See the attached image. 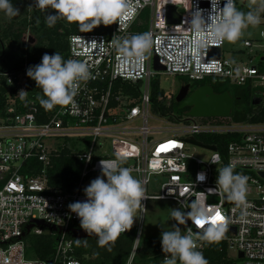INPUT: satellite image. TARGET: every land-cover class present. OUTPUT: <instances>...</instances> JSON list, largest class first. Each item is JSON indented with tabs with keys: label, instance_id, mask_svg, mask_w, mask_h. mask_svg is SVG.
<instances>
[{
	"label": "built area",
	"instance_id": "1",
	"mask_svg": "<svg viewBox=\"0 0 264 264\" xmlns=\"http://www.w3.org/2000/svg\"><path fill=\"white\" fill-rule=\"evenodd\" d=\"M169 5L176 7L179 24H167ZM144 11L146 46L129 51L135 47L132 28ZM81 23L91 32L68 36L70 78L60 105L41 114L29 101L27 63L0 72V87L3 79L6 89L0 108V242H5L0 244V264H88L75 258L65 233H57L49 262L25 259L21 230L25 232L31 217L65 230L77 224L121 235L130 225L129 201L142 215L149 199L172 201L184 212L178 249L162 263L211 264L205 252L216 244L226 251L223 261L228 264H264V0H112L106 33L92 32L94 14ZM245 23L258 27V36L244 40L241 50L225 58L223 40L233 37L236 24ZM153 56L163 72L154 70ZM159 74L246 86L261 103L239 121L233 111L225 118L162 115L151 101L154 81L160 91ZM170 100L162 95L157 102L169 106ZM151 110L156 117L151 118ZM149 119L170 126L150 128ZM137 121L140 126L126 127ZM129 134L142 138L141 157L134 166H124L125 159L94 157L98 138ZM154 135L159 137L151 139ZM63 147L82 163L80 183L72 193L47 184L49 158ZM190 149L207 155L196 156ZM33 163L40 164L38 173L21 174L24 167L34 170ZM128 171L136 172L141 183L132 197L79 193L91 173ZM152 174L162 178L159 195L146 193ZM30 232L39 235L43 230L33 227ZM140 238L137 232L126 264H134Z\"/></svg>",
	"mask_w": 264,
	"mask_h": 264
},
{
	"label": "trees",
	"instance_id": "2",
	"mask_svg": "<svg viewBox=\"0 0 264 264\" xmlns=\"http://www.w3.org/2000/svg\"><path fill=\"white\" fill-rule=\"evenodd\" d=\"M77 3H83L96 16L93 33H106L109 30L112 0H72L71 7L66 9L67 12L62 8H58V13L50 18V25L47 26L45 32L39 27H34L33 33L37 37L36 44L26 54L23 53L19 57H12L11 62L5 65L8 70H16L27 62L29 66L28 83L31 91L28 99L41 114L46 111V107L60 105L66 97L65 89L70 78V71L66 61L68 36L74 33L91 32L86 25L81 23V14L75 10ZM40 16L41 13H38L33 18L38 21ZM147 20L148 11H144L140 22L132 28L130 41L135 47L129 51L141 50L146 46V40L143 39L142 32L147 30L148 26L145 23ZM135 33H138V35H134ZM183 82L185 84L189 83L187 81ZM191 84V90L200 86H211L215 93H229L234 99V120H244L255 109L251 103L252 94L246 86L236 87L214 78L192 82ZM1 85L0 108L4 105L6 91L3 82H1ZM162 95L163 93L158 91L157 82L154 81L151 101L155 109H159L162 115L173 111L182 112L178 109L179 103H176L174 98H171L169 106L157 102L158 97ZM184 110L186 111V109ZM253 121H259V118H254ZM33 164L34 170H27L24 167L21 170V174L30 176L38 173L41 168L40 164ZM81 172L82 163L78 161L76 154L68 147H63L49 158L46 172L47 184L56 191L72 193L80 183ZM82 228L84 227L72 224L68 230ZM42 230L43 233L39 235L33 232H24L22 242L24 244L25 259L49 262L52 258L58 235L47 229ZM135 235L136 230L130 225L124 234L109 235L107 243L99 239L77 243L71 238L69 233H66L67 239L73 242L75 258L88 264H126L134 244ZM177 249V239H148L145 242L143 252H137L133 261L134 264H161L165 255L177 251ZM89 251L94 253L96 257L88 256L87 253ZM224 253H226L224 248L219 251L216 248V244H211L206 250L204 258L211 264H228L223 261Z\"/></svg>",
	"mask_w": 264,
	"mask_h": 264
},
{
	"label": "rangeland",
	"instance_id": "3",
	"mask_svg": "<svg viewBox=\"0 0 264 264\" xmlns=\"http://www.w3.org/2000/svg\"><path fill=\"white\" fill-rule=\"evenodd\" d=\"M250 15V12L246 14ZM241 17L245 16L240 14ZM146 26L148 22L146 21ZM148 28V27H147ZM259 28L244 24L240 26L236 24L234 35L232 38H226L223 40L222 54L229 57L234 52L242 49V42L246 39H255L258 36ZM159 82V89L166 97V102L171 98H174L181 87L180 84L183 81L189 83L195 81H189L183 76H168L159 74L156 76ZM208 79V78H205ZM1 81L4 82L3 79ZM195 90V89H194ZM192 90V91H194ZM184 110V109H183ZM182 112L173 111L175 116H182L185 114ZM151 118L156 117V114L151 110ZM141 125L140 121L127 124V128L138 127ZM148 126L150 128H164L169 127L170 124H164L152 119L148 120ZM159 135H154L153 138H158ZM73 141H69V145L72 146ZM101 144V147L99 146ZM141 144L142 138L137 134H129L124 138H104L100 137L97 140V144L94 147L93 155L96 159L101 158H117L125 159L124 166H134L141 157ZM196 156L203 157L207 153L200 149H190ZM162 178L158 175L152 174L148 177V183L146 186L147 195H159L160 185ZM141 190V183L139 182V176L136 172L128 171L123 173H91L81 183L79 193L82 195L93 196H118V197H132ZM128 222L132 226L136 233H140V241L138 244V250L143 252L145 242L148 239H177L178 241L183 236V217L184 212L176 203L169 200L149 199L146 201L143 214L140 215V210L132 207L130 201L127 206ZM134 245V244H133ZM98 248V246H97ZM232 254V253H231ZM88 256L95 258L96 255L92 252L87 253ZM234 257V253L232 254ZM161 264H164L161 262Z\"/></svg>",
	"mask_w": 264,
	"mask_h": 264
},
{
	"label": "flooded vegetation",
	"instance_id": "4",
	"mask_svg": "<svg viewBox=\"0 0 264 264\" xmlns=\"http://www.w3.org/2000/svg\"><path fill=\"white\" fill-rule=\"evenodd\" d=\"M71 2L72 0H0V72L14 71L6 69L5 65L11 62L12 57L26 54L36 44L37 37L33 28L39 27L45 32L50 25V18L58 13V8L66 11L71 7ZM75 10L81 14L82 19L93 15L83 3H77ZM38 13H41V16L36 21L33 17ZM182 85H189L192 89L191 83L182 82L180 86ZM185 109L187 112L188 108ZM92 239L94 238L82 241Z\"/></svg>",
	"mask_w": 264,
	"mask_h": 264
},
{
	"label": "water",
	"instance_id": "5",
	"mask_svg": "<svg viewBox=\"0 0 264 264\" xmlns=\"http://www.w3.org/2000/svg\"><path fill=\"white\" fill-rule=\"evenodd\" d=\"M166 22L167 24H171V25L179 24L180 16L176 11L175 6L172 5L167 6ZM214 52H215L214 57L218 58L219 50L214 49ZM152 62L155 71L163 72L165 70L163 66L158 64L157 58L155 56H153ZM174 101L176 103H179V107H178L179 110L188 108L186 114L189 117H194V118H214V117L225 118L230 116L234 107L233 106L234 99L233 97L230 96L229 93L224 92L220 94H215L210 86H201L196 88L194 91H191L189 85H182L179 88L176 96L174 97ZM251 103L253 106H258L261 103V99L254 97L252 98ZM188 142L194 145H199L194 140H189ZM209 149L214 150L213 147H210ZM111 208L116 209L115 206H112ZM28 223L29 224L25 227L26 233H29L33 227H37L39 229H47L51 232L59 233V234L69 233L71 238L75 240L77 243L87 238L99 239L104 243L108 242V236H109L108 234L91 228L65 230L63 227L45 223L43 220H35L32 219L31 217ZM21 224L22 223H20V225ZM21 235L22 236L24 235V233H22V230H21ZM17 237L19 240L20 239L19 236ZM2 243L5 242H0V244ZM238 256L239 258H241V254H239Z\"/></svg>",
	"mask_w": 264,
	"mask_h": 264
}]
</instances>
